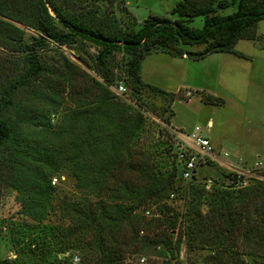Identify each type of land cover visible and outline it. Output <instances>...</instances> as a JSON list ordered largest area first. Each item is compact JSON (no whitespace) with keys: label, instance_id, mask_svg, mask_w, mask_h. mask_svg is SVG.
Here are the masks:
<instances>
[{"label":"trees","instance_id":"1","mask_svg":"<svg viewBox=\"0 0 264 264\" xmlns=\"http://www.w3.org/2000/svg\"><path fill=\"white\" fill-rule=\"evenodd\" d=\"M233 4L232 13H220ZM124 12L127 22L120 24L95 12L75 16L66 0H0V50L14 58L10 67L0 59V191L15 190L21 215L32 222L28 230L40 227L53 240L32 239L0 264H72L63 257L67 250L81 252V264H130L131 257L148 264L147 256L160 259L152 264H264V171L242 188L215 183L205 190L197 177L181 186L176 159L170 170L159 169L139 147L142 114L109 89L118 65L135 100L144 90L166 97L169 106L184 100L142 81L144 58L239 55L234 46L255 39L264 0H178L172 13L179 19L149 15L138 30L134 16ZM196 17L203 18L199 29L186 24ZM18 25L32 31L30 41ZM77 40L96 48L97 78L73 93L50 129L34 106H56L70 69L50 66L38 51L48 43L59 51ZM195 45L203 48L184 49ZM194 94L216 103L208 94ZM172 116L170 111L166 125ZM63 168L75 180L77 197L57 201L67 225L54 228L46 223L55 214L50 180ZM171 198L183 202L182 212ZM149 208L153 212L145 216Z\"/></svg>","mask_w":264,"mask_h":264},{"label":"rangeland","instance_id":"2","mask_svg":"<svg viewBox=\"0 0 264 264\" xmlns=\"http://www.w3.org/2000/svg\"><path fill=\"white\" fill-rule=\"evenodd\" d=\"M177 1L66 0L75 16L95 12L98 16L107 15L123 24L127 22L124 12L127 11L135 18V30L140 28L143 20L149 15L170 20L179 19L172 13ZM234 9L233 4L220 13L229 14ZM186 24L199 29L203 24V18L196 17ZM18 26L24 30L25 41H30L34 35L32 31L22 25ZM55 48L54 44L48 43L38 52L50 66L63 69V64L70 69V73H66L67 78L57 92L56 106L46 104L34 106L41 112V121L48 124L50 129H56L73 93L87 86L90 77L97 78L93 70V56L96 54L93 45L77 40L66 47H59L60 52ZM202 48V45L184 47L188 51H199ZM234 51L239 55L233 52L215 53L200 60L188 58L181 60L179 57H171L164 53L147 55L140 65L142 81L184 99L175 101L170 106L166 97L155 95L149 90H144L140 98L135 100L126 85L122 68L118 65L114 67L115 82L109 89L120 100L142 114L144 130L138 141L139 147L154 157L161 171L171 169L172 161L175 160L172 154H176L180 145L189 146L188 135L195 127H199L200 134L207 137L215 152L221 155L219 161L197 168V178L200 182L209 178L212 180L211 186H215L216 183L242 188L248 186L252 179L262 178L259 175L264 171V19L257 23L255 39L238 41ZM61 53L63 56H60ZM115 57L119 61L121 55L116 54ZM0 59L6 60L9 67L14 60L10 52L3 50H0ZM120 84L126 88L124 95L114 93L113 86ZM180 87L183 89L179 90ZM196 91L212 96L216 103H204L194 94ZM188 95L191 96L189 100ZM170 111L173 113L170 122L172 121L178 129L173 128L171 123L169 125L164 123ZM168 150L171 152L167 153ZM224 153L227 154L226 157H223ZM61 170L50 180V186L55 190L51 204L55 214L51 215L50 221L46 223L47 226L52 225L54 228L61 224L67 225V221L61 219L57 210V201L62 198L72 201L77 197L74 178L67 169ZM53 179L56 181L52 184ZM178 180L179 184L184 186L185 181L180 178ZM169 201L176 211L182 212V201L176 198ZM147 210L144 215L150 216L153 208ZM26 224L32 222L21 215L17 192L3 186L0 191V260L14 258L21 245H26V242L32 239L47 238L50 244L53 242L49 235L43 233L44 229L41 231L40 227H35L28 230ZM54 247L60 248L58 245ZM71 256L77 258V261H74V258L70 260ZM63 257H68L72 264H81L82 255L79 251L67 250ZM145 258L148 264L160 261L153 256ZM180 258L186 259L183 247ZM128 262L141 264L136 257H131Z\"/></svg>","mask_w":264,"mask_h":264},{"label":"built area","instance_id":"3","mask_svg":"<svg viewBox=\"0 0 264 264\" xmlns=\"http://www.w3.org/2000/svg\"><path fill=\"white\" fill-rule=\"evenodd\" d=\"M114 93L117 95H124L126 88L123 85H114ZM201 129L195 127L193 131L188 135V144L189 146L183 147V145L178 146L176 152V163L180 170L181 179L185 182L193 181L197 177V168L200 166L208 165L210 162L219 161L220 158L219 152H215L211 141L200 134ZM227 154L224 153L223 157H226ZM56 179L52 180V184L55 183ZM212 180L205 179L202 180L201 185L205 190H210ZM238 187V186H237ZM74 261H77V258H74Z\"/></svg>","mask_w":264,"mask_h":264},{"label":"crops","instance_id":"4","mask_svg":"<svg viewBox=\"0 0 264 264\" xmlns=\"http://www.w3.org/2000/svg\"><path fill=\"white\" fill-rule=\"evenodd\" d=\"M184 59H186V57L181 58V60H184ZM180 89H183V88L180 87L179 90H180ZM187 97H189V99H190L191 96L188 95ZM189 99H188V100H189ZM170 123H171V126H172L173 128L178 129V127H176L172 121H171Z\"/></svg>","mask_w":264,"mask_h":264}]
</instances>
